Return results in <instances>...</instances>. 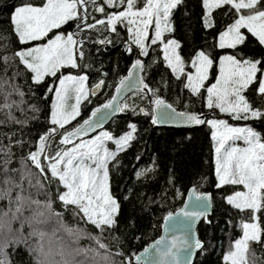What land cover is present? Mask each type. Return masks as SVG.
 Listing matches in <instances>:
<instances>
[{"label":"trees","instance_id":"1","mask_svg":"<svg viewBox=\"0 0 264 264\" xmlns=\"http://www.w3.org/2000/svg\"><path fill=\"white\" fill-rule=\"evenodd\" d=\"M43 2L0 0V56L12 57L16 51L27 46L20 44L14 32L11 20L14 9L23 4L41 6ZM100 6L105 8L103 13L96 10ZM122 10L124 8L121 6L109 9L104 0H96L95 4L87 5L86 22L74 20L54 30L73 33L77 40L82 41V46L78 48L83 52V58L78 59L80 67L71 70V73L87 74L90 88L88 99L81 104L80 115L66 125L67 130L89 117L94 107L111 100L118 82L128 73L138 55L144 62L143 76L154 99L162 98L181 111L207 114L206 120L227 119L230 123L251 126L264 136V119L233 120L218 109L207 108L206 92L201 90L199 96L192 94L185 87V77L177 79L168 68L163 58L162 44L152 45L149 41L148 55L144 56L134 44L129 51V33L123 24H118L116 31L112 32L107 24L96 23ZM205 15L202 0H182L172 11L170 20L173 31L166 33L164 39L179 41L185 73L193 70L191 61L201 51L214 61L211 79L205 82V87L212 83V78L217 74L223 54L240 52L244 59L264 62V47L259 46L250 34L248 41L237 49L219 48V34L236 19L234 10L229 11L228 6L213 10L214 27L211 28L205 26ZM91 24H96V27H87ZM152 36L154 31L150 29L149 37ZM101 40L110 41L109 49H106L107 43H99ZM17 72L22 74L16 75L13 82L24 95L20 97L14 94L11 97L18 106H13L10 114L7 109L0 111V168L8 160L7 174L17 180L21 172L31 174L32 184L35 185L38 170L27 157L30 152L36 151L40 137L55 127L51 124L54 92H48V88L54 83L58 85V81L47 77L42 83L34 84L31 74L25 72L23 66H18L17 60H11L7 66L0 63V75L13 77ZM67 73L69 70H64V74ZM59 76L60 73H57ZM101 81V88L93 94V85ZM245 95L253 107L264 110L259 95H254L251 89ZM2 102L3 98L0 97ZM123 104L129 107L104 128L113 137H121L131 131L130 125L136 127L134 139L108 165L110 190L119 202L115 226L100 233L94 226L74 216L72 206L67 209L63 207L56 199L55 182L49 184L45 181L44 188L38 190L24 180V191H14L11 202L0 199V248H3L10 264H64L65 261L69 264H135L134 257L161 235L165 216L182 206L190 187L199 193L212 192L213 203L212 212L197 227L204 246L198 251L193 264H224L223 256L229 241L242 236L243 222L253 221L247 212H241L226 202V196L241 186L217 187L213 129L207 123L191 129L156 126L152 122L153 109L145 93H131ZM64 131L59 129L55 133L51 149L59 146L60 133ZM5 175L0 171V180ZM0 188H7V185L0 183ZM17 194L25 198L22 207L16 201ZM32 200H40L41 204L50 200L53 210L60 215H52L41 207L39 210L44 211V215L36 217L38 206L31 204ZM17 207H21L19 212ZM259 215L261 226H264V213ZM62 225L82 230L84 234L77 240ZM54 227L60 230L58 234L62 232L64 236H55L50 230ZM89 235L100 236L101 242L107 245L106 250L98 249L102 255L108 256L107 262L96 256L94 251H89L87 255L76 252V249H97L96 242L88 238ZM68 237L69 240L65 241ZM71 240L74 244L69 248L65 243ZM35 245L44 250L43 253L34 251L32 248ZM251 251L255 253L254 257L250 256L255 264H264V245L254 243Z\"/></svg>","mask_w":264,"mask_h":264},{"label":"snow or ice","instance_id":"2","mask_svg":"<svg viewBox=\"0 0 264 264\" xmlns=\"http://www.w3.org/2000/svg\"><path fill=\"white\" fill-rule=\"evenodd\" d=\"M89 3L95 4L96 0H44L41 6L23 4L14 9L11 17L14 32L20 44L29 46L16 51L12 57L0 56V63L7 66L11 60H17L18 66H23L24 71L31 74L34 84L42 83L47 77L57 79L58 85L54 83L48 88V92H54L55 95L51 113V124L55 127L49 134L40 137L37 150L30 152L27 157V160L38 170L35 185L32 184L31 174L25 175L21 172L18 180L7 174L9 161L3 162L0 171L6 175L0 183L7 185V188H0V199H9L11 202L14 191L19 190V193L24 191V180L28 181L30 187L38 190L44 188L45 181L49 184L55 182L56 199L63 207L67 209L72 206L74 216L103 233L106 228L115 226L119 212V203L110 190L108 165L134 139L136 127L134 124L130 125L131 131L118 139L108 132H102L92 139L84 140L82 137L100 126V121L95 118L102 109L97 108L92 112V118L84 120L72 130L66 129V125L71 124L80 115L81 104L88 99L89 90L86 88V75L71 74V70L80 67L78 59L83 58V52L78 51V48L82 46V41L77 40L73 33L64 34L53 30L60 29L74 20L86 22ZM106 3L113 7L121 6L124 10L113 12L107 15L106 20L101 19L96 23L107 24L112 32L116 31L118 24H123L129 33V51L134 44L142 55L147 56L149 41L152 45L162 44L163 58L168 68L177 79L181 76L185 77L187 81L185 87L192 94L199 96L201 90L206 92L207 108L218 109L220 113L226 114L233 120L264 119V110L253 107L252 102L245 95L251 89L254 95H259L264 101V62L244 59L240 52L224 55L219 60V74L215 82L205 87L214 61L201 51L191 61L194 72L185 73V62L179 53V42L175 39H164L166 33L173 31L170 17L173 9L181 4L182 0H143L142 3L141 0H106ZM202 3L206 9L204 17L206 27H214L212 13L215 9L228 6V10H234L236 15L234 22L219 34V48L237 49L248 41L249 34L259 46L264 47V0H202ZM96 10L103 13L105 8L100 6ZM77 27H80L79 22ZM87 27L95 28L96 24ZM150 29L154 31V36L151 38ZM99 43H110V41L101 40ZM132 67L136 70L143 65L137 59ZM66 69L69 70L67 75L64 74ZM57 73H60L59 77ZM21 74L14 73L13 77L0 75V97L3 98L0 111L7 109L10 114L13 106H18L11 97L14 94L20 97L24 95L19 86L13 82L14 77ZM102 83L101 81L97 84L96 88ZM124 87L125 80L122 79L120 87L116 89L117 96H120ZM143 87L147 89L148 85L144 84ZM154 104L159 116L167 118L175 111L174 109L172 113L161 111L171 109L172 106L160 98H156ZM114 105H118L115 96L104 104L103 108L123 111L129 107L127 104L117 107ZM176 115L182 117L183 122L189 125L205 123L210 125L213 129L212 139L216 143L217 187L232 185L242 186L243 189L234 190L232 194L226 196V202L241 212H247L253 222L241 224L242 236L233 242L229 251L223 256L224 264H255L250 258L255 256L251 246L254 243L264 245V226H261L259 215L264 213V136L251 126H233L223 119L205 120L200 115L191 113ZM152 122L155 124L160 121L153 119ZM59 129L65 131L60 133L62 138L59 140V146L53 150L49 141ZM77 140L79 142L75 143ZM108 141L115 144L114 151H110L106 146ZM237 141H242L244 146H237ZM68 145L72 146L68 147ZM193 195L194 207L202 210L182 209L181 215L187 221L194 223L206 216L207 201L210 197L196 194L195 189ZM24 199L23 195L17 194L16 201L21 207ZM31 204L38 206L35 211L36 217L44 215V211L39 210L41 207L52 215H60L53 210L50 200L43 204L40 200H32ZM21 207H17V212ZM166 219L172 220V214L170 213ZM62 227L77 240L84 234L82 230L67 225ZM88 238L96 242L97 249H76V252L87 255L89 251H94L96 256L107 262L108 256L98 251V249H107V245L101 242L100 236L89 235ZM157 245H164L163 238L152 245L160 258L158 264H180L178 259L180 250L202 247L199 240L191 243L188 237H173L170 245H164L163 249ZM148 251L146 249L145 253ZM136 259L138 264H145L140 256ZM0 264H10L3 248H0ZM64 264L69 262L65 261Z\"/></svg>","mask_w":264,"mask_h":264},{"label":"water","instance_id":"3","mask_svg":"<svg viewBox=\"0 0 264 264\" xmlns=\"http://www.w3.org/2000/svg\"><path fill=\"white\" fill-rule=\"evenodd\" d=\"M105 5L109 8V9H113V6H109L106 3V0H104ZM109 43H107L106 45V49H109ZM139 59L142 62V65H144V62L141 58L138 57V55L135 56L134 58V62ZM133 64L131 65V67L128 70V73L122 78L123 80H125V87L124 89H122L120 96H117L116 93V89L118 87H120V80L115 88V92L113 97L115 96L117 98L118 101V105H114V107L117 106H122L123 101L127 98L128 95H130L131 93H145L148 97H149V104L151 105L152 109H153V117H152V121L153 119H158L160 122L155 123L156 126L158 127H172V128H195V127H201L204 124L201 125H189L183 122V118L176 115L179 113H191V114H198V113H193V112H189V111H181L176 109L174 106H172L170 103L166 102V104H170L172 106L171 109H162L161 111H168L170 113H172V110L174 109V113H172L171 116L169 117H164V116H159L157 109L155 107L154 101L155 99L151 96V93L149 91V87L147 89H145L143 87L144 84L147 85L144 76H143V67L140 69H133ZM131 74V77H130ZM130 77V78H129ZM100 84V83H98ZM102 85V84H101ZM101 88V86L99 88H96V85L92 87L91 91L92 93L96 94L99 89ZM112 97V98H113ZM111 98V99H112ZM162 99V98H160ZM163 100V99H162ZM107 103V102H106ZM103 103L101 105H98L96 107H94L92 109V112L95 111V109L97 108H101L102 111L100 113L97 114V117L95 118L96 120L100 121V126L97 127L94 131H90L88 133L87 136L82 137V139H86L89 137H92L93 135H95L97 132H99L100 130L104 129L106 127L107 124H109L113 118H115L116 116H119L122 111H113L112 109H104L103 105L106 104ZM91 112V114H92ZM201 116V118L205 119L207 118V114H198ZM92 118V116L90 115L89 117H87L86 119H90ZM84 119V120H86ZM82 120L79 124H82L83 121ZM78 124V125H79ZM77 125V126H78ZM73 129V128H72ZM70 129V130H72ZM51 132V131H50ZM49 132V133H50ZM47 133V134H49ZM46 134V135H47ZM79 141V140H77ZM75 141V142H77ZM39 144V142H38ZM38 147V145H37ZM37 150V149H36ZM193 189H195L194 187H190L186 193V198L184 203L182 204V206L180 208H178L175 212L171 213L173 219L172 220H167L166 218L168 217V215L165 216L164 221H163V225H162V231H161V235L159 237H157L155 240H153L152 242H150L147 246H145L143 248V250H141L133 259V262L135 264H138V261L136 259L137 256L141 257V261L145 262V264H158L159 262V256L157 255L156 252V248H153L152 245H155L157 241L161 240V238H163L164 240V245H170L173 237H188L191 243H194L195 240H199L202 247L199 248H190L187 250H180L178 252V259L180 260V264H193L196 258V255L198 253V251H200L203 246H204V242L200 239L198 232H197V227L198 225L201 223V221L212 212V208H213V203H212V192L207 191V192H201L199 193L196 189V194H199L201 196H208L210 197V200L207 201V210H206V216L201 217L199 220L193 222H189L186 220V218L181 215V210L185 209L187 211H195V210H202V209H196L194 207V202H195V196L193 195ZM191 197V199H190ZM187 206V207H186ZM164 245H157V247L160 248H164ZM148 249V253H145V250ZM144 254V255H141Z\"/></svg>","mask_w":264,"mask_h":264},{"label":"rangeland","instance_id":"4","mask_svg":"<svg viewBox=\"0 0 264 264\" xmlns=\"http://www.w3.org/2000/svg\"><path fill=\"white\" fill-rule=\"evenodd\" d=\"M55 30V29H54ZM53 30V31H54ZM243 31V30H242ZM54 32H60V33H64V34H67L66 32H64L63 30H56V31H54ZM50 36L52 35V33H50L49 34ZM171 39H174V38H171ZM176 40V39H175ZM177 41V40H176ZM179 42V41H178ZM218 42H219V39H218ZM33 43H36V42H33ZM42 43V42H41ZM29 45H27V46H25V47H28ZM24 47V48H25ZM224 55H229V54H223L221 57H223ZM191 72H194V69L191 71ZM67 74H69V73H67ZM67 74H65V75H67ZM72 74V73H71ZM218 74H219V63H218V72H217V74L215 75V77L214 78H216L217 76H218ZM72 75H86L87 76V74H72ZM211 76H212V71L210 72V76H209V80L211 79ZM214 78H212V80H211V82L212 83H214L215 82V79ZM211 84V83H210ZM95 85H97V84H94L93 86H95ZM86 88L89 90V92H90V88H89V86H88V78H87V81H86ZM54 102H55V95H54ZM263 105H264V101H263ZM80 111H81V107H80ZM217 120H221V119H217ZM223 120H227V119H223ZM74 121V120H73ZM228 121V120H227ZM230 125H233V126H246V125H242V124H234V123H230V122H228ZM102 132H108L107 130H105V129H102V130H100L99 132H97L95 135H93L92 137H89V138H86V139H84V140H88V139H92V138H94L95 136H97V135H99L100 133H102ZM109 133V132H108ZM55 137H56V134L54 135V137L52 138V140H50L49 141V144L51 145V143L54 141V139H55ZM114 138H120V137H114ZM79 141H77V142H75V143H78ZM236 145L237 146H240V147H243L244 146V144H243V142L242 141H237L236 142ZM72 146V145H71ZM71 146H68V147H71ZM106 146L108 147V149L110 150V151H114L115 150V148H116V146H115V144L112 142V141H108L107 143H106ZM215 146H216V143H215ZM215 151V150H214ZM215 159H216V153H215ZM109 170V169H108ZM238 190H243L242 189V186L238 189ZM112 194V193H111ZM114 197V196H113ZM115 198V197H114ZM116 199V198H115ZM117 200V199H116ZM118 201V200H117ZM119 203V202H118ZM15 214V213H14ZM50 230H52V232H54V235L56 236L59 232H60V230L59 229H57L56 227H54V228H52V229H50ZM51 233V232H50ZM50 233H47L46 235H48V234H50ZM57 236H64L63 235V233L61 232L60 234H58ZM240 238V237H239ZM238 238V239H239ZM69 240V237L67 238V239H65V241H68ZM235 240H232V241H229V243H228V248H227V250H226V252H225V254L229 251V249L231 248V246H232V244H233V242H234ZM66 244V246L67 247H69V248H71V247H73V244H74V242L71 240V241H69V242H66L65 243ZM58 248H60V247H58ZM34 251H36V252H38V253H43V251L44 250H42V249H39L38 248V246L37 245H35V247H33L32 248ZM66 252H68V251H66ZM63 261H65V259L64 258H61Z\"/></svg>","mask_w":264,"mask_h":264}]
</instances>
